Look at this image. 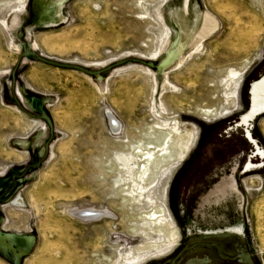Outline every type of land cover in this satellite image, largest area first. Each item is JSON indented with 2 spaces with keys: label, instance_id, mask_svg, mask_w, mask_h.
Masks as SVG:
<instances>
[{
  "label": "rangeland",
  "instance_id": "374dc122",
  "mask_svg": "<svg viewBox=\"0 0 264 264\" xmlns=\"http://www.w3.org/2000/svg\"><path fill=\"white\" fill-rule=\"evenodd\" d=\"M263 76L264 0H0V264H264Z\"/></svg>",
  "mask_w": 264,
  "mask_h": 264
},
{
  "label": "bare ground",
  "instance_id": "6f19581e",
  "mask_svg": "<svg viewBox=\"0 0 264 264\" xmlns=\"http://www.w3.org/2000/svg\"><path fill=\"white\" fill-rule=\"evenodd\" d=\"M204 29H205V31H210L209 29H211V26L208 25L207 23H205ZM205 31H204V33H205ZM260 100H261V103L264 101V76L260 80H258L257 82L253 83V85H252V88H251V105L249 108L250 110L244 116L241 117L240 120L242 123H247L248 120H250L251 118H253L256 115H259L261 112L264 111L263 109H261L262 107L260 106ZM108 119H109V123H110L111 127L113 128L114 132H118L119 125L117 124V121H115L114 118L110 115H109ZM151 140H150V143L147 145V147H150V148H148L149 151L144 153L142 156L145 160H147L146 164L142 167V171H141L140 180L142 183H145L147 181L152 182L153 180H155L157 177L158 169L163 167L167 160L172 161V160L178 158V156H179V154L173 155L170 152L167 153V150H166V152H164V154L161 155L160 160L157 161L153 170H150V168L148 167V164L150 163L151 160H153L152 159V153L150 151L151 147H154L155 149H162V148L169 149L166 140H164V139L162 140V139L156 138V137L152 141ZM142 151H147V149L141 150L140 154L142 153ZM162 214H163V210H161V212H160V215H162ZM101 216H102V214H98V213H86V214L81 215V219L83 221L97 220ZM154 217H155V215H152L150 219H152Z\"/></svg>",
  "mask_w": 264,
  "mask_h": 264
},
{
  "label": "water",
  "instance_id": "95a60500",
  "mask_svg": "<svg viewBox=\"0 0 264 264\" xmlns=\"http://www.w3.org/2000/svg\"><path fill=\"white\" fill-rule=\"evenodd\" d=\"M224 258L227 259V260H231V261H235V260L239 259V260H243L247 264H254V262L251 260V258L249 256H247V255H244V254L239 255V256H237L235 258H228V257H225V256H224Z\"/></svg>",
  "mask_w": 264,
  "mask_h": 264
},
{
  "label": "flooded vegetation",
  "instance_id": "af4514ba",
  "mask_svg": "<svg viewBox=\"0 0 264 264\" xmlns=\"http://www.w3.org/2000/svg\"><path fill=\"white\" fill-rule=\"evenodd\" d=\"M262 100V99H261ZM261 100H260V106L262 107L261 109H263L264 110V101L261 103ZM240 123H242L241 121H240ZM242 124H246V123H242ZM253 143V142H252Z\"/></svg>",
  "mask_w": 264,
  "mask_h": 264
},
{
  "label": "crops",
  "instance_id": "0c3cea01",
  "mask_svg": "<svg viewBox=\"0 0 264 264\" xmlns=\"http://www.w3.org/2000/svg\"><path fill=\"white\" fill-rule=\"evenodd\" d=\"M231 195V194H230ZM230 198V197H229ZM27 250H28V248H26ZM26 249H25V251H26Z\"/></svg>",
  "mask_w": 264,
  "mask_h": 264
}]
</instances>
